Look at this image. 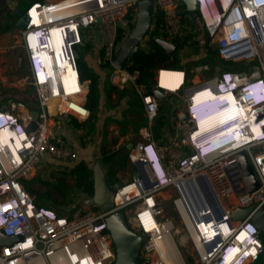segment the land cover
<instances>
[{"label": "built area", "instance_id": "2783aa9c", "mask_svg": "<svg viewBox=\"0 0 264 264\" xmlns=\"http://www.w3.org/2000/svg\"><path fill=\"white\" fill-rule=\"evenodd\" d=\"M138 1L54 0L34 2L26 7L24 14L27 23L19 31L30 71L27 81L35 89L37 116L35 127L27 130L32 121L30 112L20 115L11 108L0 107V130L14 134L17 142L9 137L12 147L0 143V231L6 236H18L12 244L0 245V264H54L58 255L66 264H77L80 260H84V264H113L115 250L106 228V218L113 211H121L133 230L146 234V240L140 248L139 262L164 264L156 243L165 235L177 233L178 229L171 218L165 217L158 194L162 189L173 188L177 194L173 200L177 210V198L181 196L177 192L178 185L199 175H206L210 179L223 214L221 218H216L215 208L207 205L197 220L192 218L195 223L192 226L187 216L183 218L178 213L195 249L192 264H247L257 260L263 252V228H259L251 218L259 208L264 207V126L253 127L251 131L244 126L250 122L264 123V102L257 103L260 95L256 91V83L264 81V17L262 20L256 17L249 24L245 23L248 38L242 54L226 49L230 40L223 22L230 13L243 19L242 10L247 4L264 9V0H229L228 9L223 7L222 0H198V11L194 12L189 11L182 0H153V5L163 15L164 36L161 39L170 44L181 41L187 33L183 18L193 15L199 19L209 40L216 42L221 58L243 66L241 70H223L191 84L188 76L184 80V70L171 69L177 71L173 73L181 75L176 89L162 87L157 76L156 88L177 95L184 105L176 110L172 133L166 140L156 143L150 130L142 127L139 130L140 140L128 153V159L135 162L141 159L143 150H148L152 144L163 163L156 176L150 169L149 174L144 167L147 179L138 176L114 187L113 208L108 211L101 210L97 205L82 203L63 212L59 208L38 204L24 186V180L32 179L44 159L70 164L77 158L74 149L57 136L49 124L47 102L52 97L47 78L49 70H55L58 61L49 43L50 34L62 28L72 34L67 45L68 55L62 57L61 61L74 67L76 81L84 89L75 57V47L81 44L84 29L100 23L105 56L115 70L122 71L112 63L117 45V27L129 9L137 8ZM61 3L73 11L60 15L58 8ZM253 13L256 14L257 10H253ZM230 35L236 36L233 33ZM35 48L39 53L38 59L41 60V55H45L48 61V65H43L40 72L33 68ZM160 72L158 70V75ZM40 74L43 79H40ZM122 81L133 85L150 125L157 112L155 95L137 82L136 74L128 72ZM234 81L238 82L235 89L232 88L236 85ZM225 83V89L215 91L217 85L224 87ZM58 90L60 99L77 104L78 110L70 104L65 111L81 119L88 118L90 111L79 97L80 94L78 98H72V94H67L63 87L58 86ZM204 92L213 96L231 95L233 108L229 103L221 107L222 111L229 110L226 113L229 119L221 122L218 129L231 127L239 132L241 141L235 147L214 154L202 151L205 143L197 141L200 133L193 120V106L197 102L195 97ZM242 108L247 116H242ZM235 119L242 120L243 124L237 125ZM205 130L209 131L210 127ZM239 154L244 155L255 174L258 187L253 191L247 190ZM131 206L135 208L129 214L126 211ZM250 206L254 207L246 216L231 217L234 211ZM226 253L231 254L226 257ZM176 264L183 263L178 261Z\"/></svg>", "mask_w": 264, "mask_h": 264}, {"label": "crops", "instance_id": "0c3cea01", "mask_svg": "<svg viewBox=\"0 0 264 264\" xmlns=\"http://www.w3.org/2000/svg\"><path fill=\"white\" fill-rule=\"evenodd\" d=\"M51 1L54 0H0V54L8 53L10 56L13 55V61L16 63V67H10L11 70H25L24 72L26 73V70L29 68L21 46L20 27L15 25L18 19L17 11L24 13L26 7L31 3H44ZM136 10L137 8L129 9L127 14L118 24L117 33L119 34V39L116 45L115 53L122 45L123 40L129 35L131 26L135 22ZM183 21L186 26L185 31L187 32L185 37H188V41L181 46H179L177 41H173L174 43L172 44L178 45V49L173 53L178 57L176 64H178L180 59L184 57L182 53L191 52L190 57L186 59L187 62H191L194 61L193 56L199 58L197 55L201 53L200 51L203 49L205 52L203 53L202 58L200 60L198 59L196 65H203L208 68L205 70L206 72L204 71L202 74L197 75V73L192 70L194 66L188 64L189 74L187 76L190 84L199 81L204 77L217 74L223 70H241L243 67L242 64L226 62L221 58L218 53L219 51H216V42L209 40V37L203 31L199 19L193 15H186V17L183 18ZM199 29L202 30L205 39H200L201 31ZM152 35L160 39L164 36L163 15L154 5L152 7V19L149 31L140 41L138 49L145 51L149 50L153 39ZM54 37V42H56L57 36L54 35ZM245 43L246 42L241 44L238 48L234 47L229 51H235L236 53L242 54L244 53V50H241V48L244 47ZM59 45L60 47L62 46L60 52L65 51L66 41L61 44L59 43ZM59 45L56 46L55 43L56 48L59 47ZM75 48L78 55L84 60L87 68L95 76V97L93 100H89L88 95L90 80H84L82 81L84 89H82L80 85H76L68 90L74 89V91L69 92L70 94L81 91V100L90 111L88 118L81 119L73 113L67 111H61L56 116L50 117V126L53 128L57 136L66 141L74 149L77 154V158L70 162V164L56 163L55 165L54 163V165H48L44 163L45 161L48 162V160H51L49 158L46 160L44 159V161L40 163L38 166V179L35 180L33 188L41 181L48 183L51 186V189H48L51 193H49V195H44V197L53 198L55 196L53 194V192H55L54 189L57 188L59 191L58 194L66 193L65 190L61 192V183L64 178L71 177L73 180H76L77 173L75 168L80 163H83L85 168L90 172V176L88 178L93 180V166L95 160L96 158H101L102 160L105 156H110L109 160H111L112 157H115V161L119 163L118 166H121V168L118 166L117 168L111 167V169L116 172L114 173L113 178L108 180V169L104 168L105 163L102 161L105 180L108 185L109 183L112 184L113 187L120 185L119 182L121 181H119V174H117V171L124 169L127 165L131 166V172L133 175L135 172H138L142 173L141 175L146 176L144 164L140 162V160L131 162L127 157L133 145L140 140L139 130L142 127H147L156 143L166 140L172 133L173 118L176 110L182 108L184 105V102L177 95L172 93H166L161 100L156 98L157 112L149 125L147 123L144 106L140 97L135 92L133 85L130 82L122 81V77L126 76L128 72L136 74L138 77V71H129L125 68V63L122 71H118L113 68V65L109 62L104 53L103 44L101 42L100 23H96L90 28L84 29L82 42L81 44L76 45ZM115 53L113 59L115 57ZM234 64H239L241 67ZM179 65L181 66L177 69H183V64L181 62ZM160 69L153 70V77L149 81L138 82L144 85L146 91L152 94L154 88H156L158 70ZM176 76L180 77L181 75H170V84L168 85V89H176ZM201 97L203 98L205 95H202ZM64 103L66 108V101ZM132 118L134 125H130L132 122L130 123L127 121V119L130 120ZM108 125H110V132L109 128H107ZM128 161L130 163H128ZM55 171L58 172V174H56ZM53 172H55L56 175L51 177ZM59 179H61V181L56 183ZM29 190L28 191L34 196L32 189ZM185 190L187 191V195L191 199L193 206H195V202L192 200L193 189L189 187V189ZM71 191H76V195L79 197L78 205L82 203L85 204V199L89 197L88 194L84 193L81 189H78L75 183H73ZM182 193L184 192L182 191ZM46 200L44 204L51 205V199L47 198ZM68 203H70V199L68 200ZM262 234L264 241V233ZM187 263L191 264L192 258L188 257ZM247 264H264V250L259 255L257 260L248 262Z\"/></svg>", "mask_w": 264, "mask_h": 264}, {"label": "water", "instance_id": "95a60500", "mask_svg": "<svg viewBox=\"0 0 264 264\" xmlns=\"http://www.w3.org/2000/svg\"><path fill=\"white\" fill-rule=\"evenodd\" d=\"M182 1L189 11H198V0ZM152 7L153 0L138 1L135 22L129 31L128 37L123 40L122 45L116 51L115 57L113 59V64L117 68H123L126 59L136 53L140 41L148 33L152 19ZM17 16L18 19L15 25L17 27L24 28L27 23L26 15L20 11H17ZM97 21L100 22L99 19ZM155 41L169 54H173L178 49V45L167 43L163 39L157 38ZM78 56V53H75V57L78 58ZM153 94L158 100H161L166 95V92H162L159 88H154ZM56 100H58V98L52 97L47 102V112L50 117H54L58 114L56 108L54 109L53 107H50V105L54 104ZM30 115L32 121L28 125L27 130L33 129L35 127L37 110H31ZM238 158L243 170L247 190L253 191L258 187L255 174L251 170V167L243 154H239ZM141 174L142 173L135 172L132 178L139 176L141 179L145 180L146 176ZM197 183L200 191L203 193V196H201L197 191L199 203L193 206L188 198L185 199L187 209L190 211L192 218L197 220V216L203 210L207 209V205L215 208L216 218H221L223 214V208L210 179L206 175H199L193 179L186 180L181 182L178 186L181 184H191L195 186ZM113 188L114 187L108 185L105 180V173L102 167L101 158H96L93 166V194L85 199V204L97 205L103 211L111 210L113 208ZM177 192L179 191L177 190ZM253 207L254 206L238 209L231 214V217H244L250 213ZM251 221L259 228H263L262 233H264V207L259 208L254 213ZM106 228L110 234V238L115 250V261L113 264H141L139 262V252L142 243L146 240V234L133 230L128 225L121 211H113L107 216ZM16 239H18V236H6L0 231V245H10Z\"/></svg>", "mask_w": 264, "mask_h": 264}, {"label": "rangeland", "instance_id": "374dc122", "mask_svg": "<svg viewBox=\"0 0 264 264\" xmlns=\"http://www.w3.org/2000/svg\"><path fill=\"white\" fill-rule=\"evenodd\" d=\"M199 30L201 31L200 32L201 33L200 39H205L202 30L201 29H199ZM198 35H200V34H198ZM63 42H65V41L62 40V35H59V39H56V42H55L56 46H58L59 43L61 44ZM58 48H59V51H61L62 46L60 47V45H59V47H57V49ZM200 52L201 53H199L197 55L199 58H196L195 56H193L194 61H191V62H187V60H186L188 57H190L191 52L182 53V55L184 56L183 58L180 55L182 58V59H180V62L183 64L182 70H184L183 71L184 80H187V75L189 74L188 64L194 66L192 68V70H193V72L197 73V75L202 74L206 69H208L206 66L204 67L203 65H196L198 62V59L200 60L202 58V55L205 51L203 49H201ZM180 62H178L177 66H181V65H179ZM234 65L240 66L239 64H234ZM237 66H235V67H237ZM10 67L11 68L16 67V63H14V61H13V55L10 56V55H8V53L0 54V107L4 108V109L11 108L14 111H17L20 115L25 114L24 112H26V111L30 112L31 110H36L35 89L32 85L28 84V81H27V77L29 76V72H30L29 68L26 70V73H25L24 72L25 70L13 71V69L11 70ZM162 68H164V67H162ZM169 70H171V69H169ZM173 72H177V71H172V70L168 71L167 75L161 73L162 74L161 75V82L166 87H168V85L170 84V80H169L170 76L169 75L179 74V73H173ZM132 120H133V118L130 120L127 119V121L130 123L132 122ZM49 124H51V121H49ZM130 125H134V122H132ZM102 128H103V126H102ZM107 128H109V132H110V125H108ZM114 158L115 157H112L111 160H109V162L105 163V166H104V168L108 169V175H109L108 180L111 179L110 178L111 173L116 172L115 170H112L111 167L117 168V166L119 164L118 162L115 161ZM129 161H128V163H130ZM44 163H46L48 165H51V164L54 165V163H55V165H56V162L53 160H48V162L45 161ZM118 167L121 168V166H118ZM38 169H39V167L37 168L35 175L32 177V179L24 181L25 187L28 190L32 189V192L34 193V198H35L36 202H38L39 204H42V205H46V204H44V202L47 198H49L52 201L51 205H49V206L59 208L63 212H68L73 207L78 205L79 197L76 195V191H71V188L73 187V183H75V179L73 180L71 177L64 178V180L61 183L62 184L61 192L65 190L66 193L58 194V192H59L57 190L58 188L57 189L53 188L55 190V192H53V194L55 195L53 198L44 197V195H49V193H51V191L48 190V189H51V186L48 183H46L45 181L39 182L38 185H36L33 188V186L35 184V180L38 179V173H39ZM55 172H53L51 174V177L58 174V172H56V174H55ZM117 172H118L117 174H119V181H121V182H119L120 184L125 183V181L127 182V180L128 181L131 180V178L133 176V174L131 172V166H129V165H127L124 169L118 170ZM145 179H146V177H145ZM59 181H61V179L57 180L56 183H58ZM109 185L112 186V184H110V183H109ZM54 187H58V186H54ZM176 197H177V194H176L175 190L171 187H167L165 189H162L158 194V200H159V203L163 206V211H164L165 217L171 218L173 220L174 227L178 229L177 233H173V242L175 243L177 250H178L179 262H181L183 264H188L187 258L190 257V258H192V263H193V258H195V249L192 246L191 240L189 239L187 232H186V230H185V228L181 222L180 216H179V214H178V212H177V210L173 204V200ZM69 199H70V203H68ZM134 208H135V206H131L126 212L131 214V212ZM262 239H263V237H262ZM263 243H264V241H263ZM183 244H184V247H183Z\"/></svg>", "mask_w": 264, "mask_h": 264}, {"label": "bare ground", "instance_id": "6f19581e", "mask_svg": "<svg viewBox=\"0 0 264 264\" xmlns=\"http://www.w3.org/2000/svg\"><path fill=\"white\" fill-rule=\"evenodd\" d=\"M222 1H224V0H222ZM62 4H64V3H61L60 7L58 8V13H60V15H66V14L71 13L73 11L70 8H65L67 6L62 5ZM262 10L264 11L263 8H262ZM54 35L57 36V39H59V35H62V40L66 41L65 51L60 52L59 49L56 48L55 42H54V39H55ZM70 37L72 38V34H69L66 28H62V29H58L56 31H53L49 37V43H50L51 47L53 48V51L55 53V57H56V59H58V61L55 63V70H53V71H51V69L49 70L47 81H48L49 86H50V97L58 98V100H56L54 102V104L50 105V107L51 108L53 107L54 109L56 108L57 111L58 110L59 111L68 110V107L70 104H71V107L73 109L78 110L77 104L75 102H73V101L70 102V101H66L64 99L63 100L60 99V95H59L60 92L58 90V86H60V87H63L64 91H66L67 94H70L69 92L74 91V89H72V90H68V89L73 88V86L79 85L76 81V71H75L74 67L72 65L64 64V62L61 61L62 57H65L66 55H68L67 45L70 43V39H71ZM244 42L245 41L231 42L228 44L226 49L231 50L234 47L238 48ZM242 49H243V47L241 48V50ZM35 53H36V56L39 58V55H38L39 53H38V50L36 48H35ZM43 65H45V66L48 65L47 57L45 55H44V57H42V55H41V60H39V59L37 60V71L38 72H40L43 69ZM57 67H58V69H57ZM59 67H60V69H59ZM160 70H161V72L158 75V79H159V82L161 83L162 87H164L165 85H163V83L161 82V73H162L163 69H160ZM168 70L169 69H167L166 71H168ZM39 76H40V79H43L42 74H40ZM178 79H180L179 76L175 77V80H176L175 82H178ZM80 93H81V91H78L76 93H72L71 97L72 98H75V97L78 98ZM167 93H169V92L167 91ZM75 95H77V96H75ZM202 95H205V97L202 98L201 97ZM219 96L221 98H224V99H225V97H227L226 102H228L229 105H231V107L233 108L234 102L231 98V95L221 94ZM207 99L213 100L215 98L213 95L209 94V92L200 93L199 95H197L195 97V101H197L196 103L201 102L203 100L208 101ZM65 101H66V108H65V103H64ZM241 110H242V116H247V112L244 110V108H242ZM219 111L217 113H215L214 115L210 116L209 118L199 120V122L197 124H198L200 131L202 133H204L206 131L205 130L206 127H210V130H213V129L219 130L218 127L221 125L220 123L226 119H229L227 117V114H226L229 110H227V111L221 110L220 112ZM24 113L27 114V111ZM235 121H236V119H235ZM233 124H231V125H233ZM236 124L241 125V124H243V121L238 120V121H236ZM261 125L262 124H255L254 122H252V123L250 122V123H247V125H245L244 127L246 130L251 131V130H254L253 127H255V128H256V126L258 128L263 127ZM229 131L235 132L236 141L241 140V137L239 136L238 131L233 130L231 127H229ZM9 137H13L12 139L17 144L16 140L14 139V138H16L14 136V134L9 132L8 130H0V143L8 144L9 147H12L13 145H12V142L10 141L11 139ZM140 162H142V160ZM146 179H147V177H146ZM178 187H179L178 191L181 194V196L177 198V202H176L177 211L183 218H186V216H187L188 220H189L188 223L191 224L192 226H195V223L192 219V216L190 215V211L187 209V206H186V200L185 199L188 198L190 200V202H191V199L188 197L187 191L185 189H189V187H191L193 189L192 200L195 202V205L199 203L197 191L199 192V194L201 196H203V193L200 191L198 183L195 186L191 185V184H181ZM182 191L184 193H182ZM191 204H192V202H191ZM156 249H157L158 254L161 256V259H162L164 264H176L179 261L178 250H177L175 243L173 242V234L172 233L170 235H165L162 239L158 240L156 243ZM84 262H85L84 260H80L77 264H84ZM54 264H66V262H64L61 259V257L58 255V257H56L54 259Z\"/></svg>", "mask_w": 264, "mask_h": 264}, {"label": "clouds", "instance_id": "9594fccd", "mask_svg": "<svg viewBox=\"0 0 264 264\" xmlns=\"http://www.w3.org/2000/svg\"><path fill=\"white\" fill-rule=\"evenodd\" d=\"M200 4V2H199ZM223 7L228 9L230 7V1L229 0H224L222 1ZM253 10H257V13L254 14ZM243 19L238 16V15H233L230 13L228 17L225 19L223 22V26L225 27V30L228 35V39L231 42L235 41H246L248 38V33H247V28L245 26V23L249 24V21L252 19H255L258 17L259 20H262L264 17V11L256 7L254 4H247L244 6L243 10ZM235 34L236 36L231 37L230 33ZM37 60L38 57H35V60L33 62V68L37 71ZM236 83L235 86H232L231 84L229 86H232L233 89L237 87V81H234ZM257 84V89L256 91L259 93V101L264 102V81L263 82H258ZM226 83L223 86H216V92L220 91L221 89H225ZM227 87V86H226ZM215 99L213 100H208V101H201L196 103L193 106L194 109V116L193 120L194 123L196 124L197 130L200 134H198V142L205 143V146L203 145L202 151H205V154H214V153H219L222 149H226L229 147H235L240 141H236L235 138V132L234 131H229V128L222 129V130H209L207 132L202 133L200 131V128L198 126L199 120H203L206 118H209L210 116L214 115L217 113L222 106H227L226 98H221L219 95L214 96ZM261 126H264L262 124ZM142 160V163L144 164L146 170L149 172V169L154 173L156 176L157 171H160L163 167L162 160L158 156V153L155 149V147L151 144L149 146V149L143 150V156L140 157ZM162 173V171H161ZM231 253H226L225 256L228 257Z\"/></svg>", "mask_w": 264, "mask_h": 264}, {"label": "trees", "instance_id": "16d2710c", "mask_svg": "<svg viewBox=\"0 0 264 264\" xmlns=\"http://www.w3.org/2000/svg\"><path fill=\"white\" fill-rule=\"evenodd\" d=\"M152 38L153 39L151 41V48L149 50L145 51L142 49H138V51H136V53L133 56L127 58L125 61V68H127L129 71H138L137 82H141V81L146 82L152 79L153 70L155 69H160L162 67L164 68L166 67L165 69H177L179 67L177 66V64H175L178 60V57L175 54H172V55L168 54L155 41L157 37L152 35ZM118 39H119V34L117 35V38H116L117 42H118ZM187 41H188V37H185L180 42L178 41V44L179 46H181ZM216 51L218 52L217 49ZM77 65H78L80 79L82 81L90 80L88 97H89V100H93L95 97V82H96L95 76L87 68L81 56L77 58ZM168 71L163 70L162 74L167 75ZM109 159H110V156L109 157L105 156L103 157L102 161L103 163H107ZM75 170L77 173L76 180H75V184L77 188L81 189L84 193L88 194V196H91L93 194V180L88 178L90 176V172L85 168L83 163H80L78 166H76ZM114 173L115 172L111 173L110 178H113ZM107 175H108V172H107Z\"/></svg>", "mask_w": 264, "mask_h": 264}]
</instances>
